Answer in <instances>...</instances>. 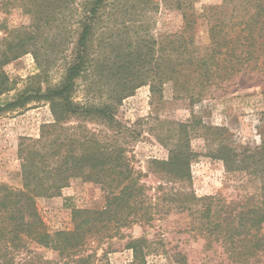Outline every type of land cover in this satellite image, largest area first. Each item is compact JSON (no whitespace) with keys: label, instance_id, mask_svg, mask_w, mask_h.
<instances>
[{"label":"trees","instance_id":"trees-1","mask_svg":"<svg viewBox=\"0 0 264 264\" xmlns=\"http://www.w3.org/2000/svg\"><path fill=\"white\" fill-rule=\"evenodd\" d=\"M19 1L31 22L11 30L0 46V117L46 103L53 120L41 125L39 138L21 142L22 188L0 183V264H95L97 249L114 238H128L130 264H148L153 246L123 230L153 227L171 213L187 215L184 232L204 241L205 250H213L221 262L264 264V137L256 145H236L227 128L203 125L194 116L191 123H174L176 140L168 159H151L145 173L133 166L131 130L117 117L123 102L142 86L149 85L157 96L169 84L175 97L193 106L239 75L264 73V0H223L209 7L204 18L210 43L205 47L196 40L194 0H177L171 5L184 12L182 32L159 43L111 35L98 45V54L96 31L110 21L104 19L110 8L127 16L141 5L147 12H157L159 6L151 0ZM27 54L40 69L35 78L61 63L62 81L45 89L26 85L14 99L2 101L15 88L4 67ZM89 74L87 97L78 101L79 82ZM96 86L100 101L91 96ZM199 126L215 145L209 156L221 161L234 180L235 195L199 196L194 191L192 165L199 154L192 149L191 131ZM149 174L158 179L156 187L143 182ZM76 179L99 185L105 203L101 208L73 207L74 228L50 231L38 200L61 196ZM33 246L56 252L59 259H48ZM167 254V264H187L184 253Z\"/></svg>","mask_w":264,"mask_h":264},{"label":"rangeland","instance_id":"rangeland-1","mask_svg":"<svg viewBox=\"0 0 264 264\" xmlns=\"http://www.w3.org/2000/svg\"><path fill=\"white\" fill-rule=\"evenodd\" d=\"M151 1L159 6L157 12L143 11L145 6L141 5L140 11L134 10L132 15L126 16L115 8H110L108 14L104 16V19L110 21L101 23L96 31L95 54L100 51L98 45L111 35L119 36L114 38L120 40L130 38L136 40L140 36L151 42L156 39L159 43L163 42L167 35L183 31L186 23L184 12L171 5L177 0H170V4H166L165 0ZM222 1L194 0L193 11L198 17L195 26L196 40L201 47L210 43L209 24L204 18V13L209 7L220 5ZM23 3L21 0V5ZM30 22L31 18L20 6L19 0H0V46L11 30ZM4 70L15 83V88L3 96L2 101L14 99L26 85L41 84L45 89L47 85L59 84L64 76V66L60 63L47 70L41 79L35 78L40 74V69L32 54L7 64ZM91 76L89 74L80 80L76 95L78 101H84L87 97ZM225 87L223 91L218 89H215V92L211 91L212 96L193 106L188 99L175 97L169 84L165 85L161 95L153 96L150 86L146 85L126 99L119 108L117 117L131 130L129 156L135 169L146 173L151 159H168L169 148L176 140L174 123H191L194 116L203 125L227 128L233 134L232 141L236 145L251 146L260 143L264 137V73L239 75ZM99 89L96 86L91 94L97 101L103 96ZM52 120L50 107L46 103H31L27 108L0 117V183L22 188L21 142L25 138H39L41 125ZM89 126L102 128L99 124ZM203 135L205 131L200 126L191 131L192 149L199 154L192 165L194 191L199 196L235 195L234 180H230L221 161L209 156L215 145L206 141ZM143 182L152 187L159 184L158 179L152 174L144 178ZM153 193L154 190L151 194ZM104 203V192L99 185L76 179L70 187L62 191L61 196L39 199L38 207L49 230L58 231L74 228L73 207L101 208ZM188 223L187 215L171 213L164 220L155 221L153 227L133 225L123 232L134 238H146L153 246L150 251L148 250L150 252L147 256L148 264H167L168 252L184 253L188 259L187 264H227L226 261L221 262L222 258L218 255L213 257V250H205L204 241L189 238V234L184 232ZM127 241L128 238H114L104 242L97 249L94 263H132L133 252L125 248ZM91 246L95 248L97 243H91ZM32 248L48 259H59L56 252L35 246ZM216 251L215 248V253ZM209 257L213 258L209 260Z\"/></svg>","mask_w":264,"mask_h":264}]
</instances>
